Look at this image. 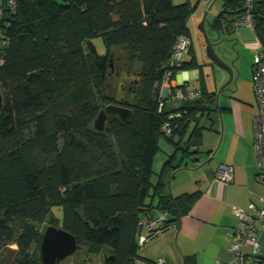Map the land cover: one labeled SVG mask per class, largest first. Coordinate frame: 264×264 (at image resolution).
I'll use <instances>...</instances> for the list:
<instances>
[{
	"label": "trees",
	"instance_id": "trees-1",
	"mask_svg": "<svg viewBox=\"0 0 264 264\" xmlns=\"http://www.w3.org/2000/svg\"><path fill=\"white\" fill-rule=\"evenodd\" d=\"M191 11L171 0H2L0 264H43L39 246L53 210L87 257L109 253L103 264L138 258L136 233L146 209L164 212L167 224L189 214L200 192L174 198L169 178L199 155L203 131L219 117L199 100L173 106L161 103L160 94L167 73L174 80L197 69L195 90L215 108L216 91L204 82L195 55L169 64L178 37L191 38ZM250 13L258 53L264 52V0H254ZM242 14L243 0H223L210 25L231 34ZM95 38L108 53L116 48L123 55L117 90L122 95L129 85L126 97L118 99L97 68L88 46ZM112 104L127 108L129 118L109 117L96 131L98 112ZM160 138L174 152L152 184Z\"/></svg>",
	"mask_w": 264,
	"mask_h": 264
},
{
	"label": "crops",
	"instance_id": "crops-1",
	"mask_svg": "<svg viewBox=\"0 0 264 264\" xmlns=\"http://www.w3.org/2000/svg\"><path fill=\"white\" fill-rule=\"evenodd\" d=\"M189 29L194 31L190 32L191 48L186 60L192 54L199 59L204 55L203 39L196 31L195 26L189 27ZM233 33L238 45L252 54L255 53L254 55L258 53L260 44L254 31L239 25L235 27ZM194 81L199 82L197 69L178 73L172 81V86L176 89L195 90L197 87L190 88L188 85ZM183 85L184 87H182ZM252 97L251 81L249 83L248 81L241 82L240 98L232 102L231 110H224V112L230 111L231 113L233 111L234 113V117H227L224 121L223 144H225L227 152L226 157L215 159L214 165L206 162L200 166L202 164L200 156L186 159L181 163L182 169L174 174L171 181L169 180L170 183L168 182L170 195L177 198L198 191L201 196L187 216L180 218L174 224L164 222L163 230L153 237L142 228L140 234L145 237L146 241L140 245L138 258L134 259L132 264H156L159 260H163L164 264H186L185 259L187 258L193 259L192 264H240L230 248L231 235L239 229L240 225L239 219L234 216L232 211L239 209L248 215H252L249 207L253 205L256 209H261L263 205L260 200L264 197V187L255 180L256 170L252 151L253 113L246 108L252 104ZM166 104L173 105V102L167 101ZM219 125L220 123L214 127L208 126L206 130L214 132L215 136H220ZM170 153L169 147L164 145L154 156L152 184L155 183ZM222 168H229L231 171L228 182H222L216 176L217 171ZM182 175L193 176V178L187 183L180 178ZM152 204L155 205V200ZM146 210L142 213V220L149 218H163L164 220L166 217L164 212L157 209L149 208ZM259 243V252L264 257V232L259 236ZM106 255L109 253L102 254L103 260H105ZM243 264H251V262L245 260Z\"/></svg>",
	"mask_w": 264,
	"mask_h": 264
},
{
	"label": "rangeland",
	"instance_id": "rangeland-1",
	"mask_svg": "<svg viewBox=\"0 0 264 264\" xmlns=\"http://www.w3.org/2000/svg\"><path fill=\"white\" fill-rule=\"evenodd\" d=\"M213 1L214 0H207L206 2H203L201 0H171V2L174 5H180V4H184V3H187L189 5V7L192 9V11L189 14L187 24L190 28H193V26H195L196 31H197V26L200 22V19L203 15L204 11L207 10L211 6ZM1 4H2V0H0V7H1ZM222 4H223V0H217L211 6L210 10L207 12V15H206V21H208V23H213V21L218 16V14L221 13ZM208 28L209 27H206V32H207L208 38L209 39H216V34L212 31H209ZM192 31H194V30H192ZM192 31H191V33H192ZM235 38L236 37H235L234 33H232V34L221 33L219 40L218 41L216 40L214 42V46H213L215 52L221 57H222V55L220 53V50H221V52H223L224 50L230 51L231 57H229V58H230V60L233 61L232 69H233V73H234V77H235V82H234V84L229 85L227 88L228 91H224L219 96V99H218L219 107L224 108V110L230 109L231 108L230 105H232V102H234L236 99L240 98L241 82L245 83L246 81H248V83H249L251 81L252 62L254 61V58H255V55H254L255 53L252 54L250 51L242 48L240 45H238L235 42ZM91 44L94 46L97 56H103L104 55L105 48H104V45H103L102 40L100 38L93 39L91 41ZM108 56L114 62L115 69L114 70L109 69L108 61H106L104 63L103 72H104V75L106 76V79H107V86H109L112 89V91L117 92L116 96L118 97V99L120 98V96L126 97L128 95V93L130 92L129 89H127V86H129V85L125 86V90H124L125 93L122 92L124 94L120 95L118 92L119 90H117V89L120 87V83H121L120 79L121 78H120V76L116 75L117 72H119L120 75L122 73H124V69H123L124 68V57L122 54H120V50L116 49V48L109 50ZM95 60H96V62L100 61V59H95ZM230 60L227 59L226 61L228 62ZM206 71H207V74L209 76L206 77L207 75L203 74L204 82L210 87L211 91H214V90L216 92L219 91V89L228 80L227 72L222 70V69L217 68L216 66H214L212 70H207V69L204 70V73ZM188 85L190 86V88H193V87L199 88L198 87L199 82H197V81L196 82L195 81L190 82ZM245 85H247V84H245ZM246 90L248 91V89H246ZM177 103L178 102L173 104V106H178L179 104H177ZM253 104H254V100L252 97V104L249 106H246V108L252 111ZM210 105H212V104L210 103ZM211 109L212 108H209V110H211ZM224 110L223 109L221 110V124L219 125V129L220 130L222 129L221 141L219 140L220 139L219 135L215 136L214 132L204 130V132L202 133V138H201L202 140H201L200 151H199L200 153L198 155V156H200V161L202 163L201 165L205 164L206 162H210V164L214 165V163L216 162L215 159L227 156V152L225 150V144H223L224 143L223 133H224V129H225L224 121H226L227 117H229V118L234 117V113H233V111H231V113H230V111H228L229 113L227 111L224 112ZM99 112H98V114H99ZM183 140H185V138ZM225 140H226V138H225ZM164 145L166 147H169V149L171 150V153L168 154V156L171 155L174 152V144L167 142L164 138H160L159 142H158V146L163 147ZM209 151H211V153H208ZM212 154H213V157H212ZM211 157H212V159H211ZM183 175L180 178L187 183H189L193 178V176H188V175L183 176ZM149 201H150V198L146 199L145 203L148 204ZM60 223H61L60 211H58V212L56 211V214H55V211L53 210L50 225L55 227V228H59ZM48 224L49 223H45V225L43 227L48 226ZM69 257L62 260L60 262V264H103L102 256H97L95 258L94 257L87 258V256L84 253V250H82V249H78L74 256H72L70 258Z\"/></svg>",
	"mask_w": 264,
	"mask_h": 264
},
{
	"label": "built area",
	"instance_id": "built-area-1",
	"mask_svg": "<svg viewBox=\"0 0 264 264\" xmlns=\"http://www.w3.org/2000/svg\"><path fill=\"white\" fill-rule=\"evenodd\" d=\"M206 2V0H201ZM254 4V0H243V14L234 22V26H245L253 31V20L250 10ZM191 47V41L187 37L181 36L176 40L169 64L179 66V63L187 58ZM170 73L164 76L161 85V103L164 101L186 102L199 100L200 104L206 109L213 108L210 101L194 89H176L172 86ZM251 90L253 94L254 104L252 107V151L253 163L256 170L255 180L264 187V52L255 55L252 62ZM178 117V114L176 115ZM164 130L168 135L170 130L165 125ZM231 171L229 168L219 169L216 173L218 179L222 182L230 180ZM262 208L256 209L253 205L249 207L252 215H248L243 210L233 209V214L239 219V229L231 235V250L236 260L243 264L245 260L251 264H264V257L260 254L259 236L264 232V197L260 200ZM163 218H149L141 220L139 229L136 233L138 244H143L146 239L141 236L140 230L144 228L151 237L163 229ZM247 250V251H246ZM163 260H159L156 264H164Z\"/></svg>",
	"mask_w": 264,
	"mask_h": 264
},
{
	"label": "water",
	"instance_id": "water-1",
	"mask_svg": "<svg viewBox=\"0 0 264 264\" xmlns=\"http://www.w3.org/2000/svg\"><path fill=\"white\" fill-rule=\"evenodd\" d=\"M216 1L217 0H214L211 6ZM211 6L207 10L204 11L200 19V22L197 26V31L201 35L203 39V43H204V55H202V57H199L198 61H199V64L201 65V67L199 68L203 72L202 74L207 75L206 77H208L209 75L207 74V71L204 73V70L206 69L212 70L214 66L226 71L228 74L227 82L219 89V91L216 92L215 105H214L215 108L211 109V111H216L217 116L219 117V122L221 124V108L218 105V99H219V96L224 91H228L227 88L229 85L234 84L235 77H234V73L232 69L233 61L229 59V57L231 56L230 51L224 50L223 52H221L220 50V53L222 55L221 57L215 52L213 48L214 42L216 40L217 41L219 40L221 32L219 30L212 28L210 23L206 21V15H207V12L210 10ZM206 27H209L208 28L209 31H212L216 34V39L208 38ZM88 46L95 59H100L101 61L107 60V57H108L107 50L105 51L103 56H97L95 48L90 42L88 43ZM227 58L230 61L227 62L226 61ZM202 64H203V67H202ZM96 66L99 69V71H103L104 63L96 62ZM112 66H113L112 61L109 60V67L112 68ZM0 109H1V97H0ZM130 114L131 112L127 108H124L118 105H113V104L108 105L99 112V114L97 115L96 119L93 122V127L96 131H102L105 127L108 117H115L119 119L120 121H126L129 118ZM219 134H220L219 140H221L222 129L219 131ZM177 171L178 170L172 173L169 179L170 181ZM77 250H78V247L76 245L75 239L70 234H68L66 231L60 228H55L51 225L46 227V229L43 231L41 243L39 246L40 258L43 264H59L62 260L71 256Z\"/></svg>",
	"mask_w": 264,
	"mask_h": 264
},
{
	"label": "flooded vegetation",
	"instance_id": "flooded-vegetation-1",
	"mask_svg": "<svg viewBox=\"0 0 264 264\" xmlns=\"http://www.w3.org/2000/svg\"><path fill=\"white\" fill-rule=\"evenodd\" d=\"M108 60H109V58H107V60H104V61L103 60L102 61L100 60L99 63H105Z\"/></svg>",
	"mask_w": 264,
	"mask_h": 264
}]
</instances>
